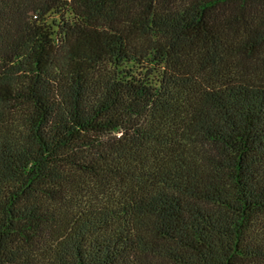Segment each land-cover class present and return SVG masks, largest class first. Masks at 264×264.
<instances>
[{
  "label": "trees",
  "instance_id": "obj_1",
  "mask_svg": "<svg viewBox=\"0 0 264 264\" xmlns=\"http://www.w3.org/2000/svg\"><path fill=\"white\" fill-rule=\"evenodd\" d=\"M0 264H264V0H0Z\"/></svg>",
  "mask_w": 264,
  "mask_h": 264
}]
</instances>
